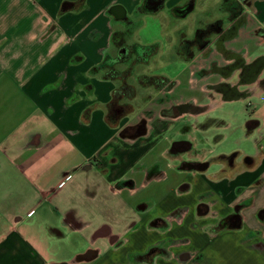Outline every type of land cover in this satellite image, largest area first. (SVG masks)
<instances>
[{
	"label": "crops",
	"instance_id": "obj_1",
	"mask_svg": "<svg viewBox=\"0 0 264 264\" xmlns=\"http://www.w3.org/2000/svg\"><path fill=\"white\" fill-rule=\"evenodd\" d=\"M144 1L0 0V264H136L152 247L169 254L154 264H264V95L245 124L254 153L214 158L190 140L173 151L182 141L166 134L184 115L161 110L181 100L161 88L148 116L124 101L133 70L116 41ZM197 1L225 2L194 0L190 14ZM245 11L240 38L252 43L264 0ZM114 103L126 109L112 118Z\"/></svg>",
	"mask_w": 264,
	"mask_h": 264
},
{
	"label": "flooded vegetation",
	"instance_id": "obj_2",
	"mask_svg": "<svg viewBox=\"0 0 264 264\" xmlns=\"http://www.w3.org/2000/svg\"><path fill=\"white\" fill-rule=\"evenodd\" d=\"M163 0H145L141 7L137 8L138 13H152ZM224 4V6H223ZM222 7L217 8L223 16L214 18L205 24H200L195 29L191 38L181 35L174 53L180 58L187 68L193 72V82L197 84L204 82L205 98L211 100V108L204 112L212 110L216 106V98L219 102L240 101L251 98L255 95H264V55L249 59L247 49L242 45L249 43L248 40L240 38L242 31L248 24V16L245 6H251L252 0H225ZM194 10V0H184L180 5L170 10L171 19H184ZM213 18V17H212ZM132 22L127 24L132 25ZM117 40V60L127 63L132 58L133 65H145L157 53V47L147 45L139 48L138 44L128 43L127 33ZM249 37L252 41L261 40L264 42V24L255 25ZM239 45L238 47H234ZM140 86H149L155 92L159 89H166L169 93L173 83L156 76L142 75L139 77ZM207 93V94H206ZM126 107L118 106L114 103L111 106V117H117L116 114L122 113ZM192 109L199 110L192 101L182 102L170 106L168 109L161 110L163 116L185 115ZM196 113V112H194ZM199 113V112H198ZM147 119L142 117L138 123L131 127L132 133L141 134L144 131ZM254 122L247 121L246 126L250 127ZM191 142H181L172 146L173 151L191 149ZM208 163L200 164L206 166ZM196 210L204 215H209L212 206L207 202H200ZM232 218L230 222L234 221ZM158 221V220H157ZM160 221V220H159ZM161 224L164 223L161 221ZM168 257V252L163 248H149L143 254L137 255L134 260L136 264H154L155 257ZM186 255L182 254V257Z\"/></svg>",
	"mask_w": 264,
	"mask_h": 264
},
{
	"label": "rangeland",
	"instance_id": "obj_3",
	"mask_svg": "<svg viewBox=\"0 0 264 264\" xmlns=\"http://www.w3.org/2000/svg\"><path fill=\"white\" fill-rule=\"evenodd\" d=\"M213 2L197 1L193 14L184 19H171L168 10L160 12L158 16L136 13L131 17L132 25L128 26L126 31L127 42L136 43L139 48L154 45L157 47V54L145 65H133L132 60L127 62L125 67L133 70L128 77V85L135 90V99L133 102L124 101L131 105L130 111L134 114L141 110V114L148 116V112H151L152 106L148 109L147 106L144 107L143 102L159 93L156 94L152 87L142 88L138 83L139 75L144 70V75L161 77L173 83L172 91L165 95L160 93L159 99H164L168 103L176 102L175 100H181L180 103L192 101L199 108L192 109L169 126L166 136L171 142L190 140L198 151L210 149V156L214 158L217 155H230L234 152L254 153L258 142L253 137H245V124L257 113L259 104L257 99L251 97L221 103L220 99L216 98V106L204 112L205 109L211 108V100L205 98L207 90L204 88V82L194 84L193 72L174 53L181 35L191 38L200 24L223 16ZM119 28V25H115V29ZM255 42L242 45L249 46L247 51L250 57L264 54V42L261 40Z\"/></svg>",
	"mask_w": 264,
	"mask_h": 264
},
{
	"label": "built area",
	"instance_id": "obj_4",
	"mask_svg": "<svg viewBox=\"0 0 264 264\" xmlns=\"http://www.w3.org/2000/svg\"><path fill=\"white\" fill-rule=\"evenodd\" d=\"M68 178V177H67Z\"/></svg>",
	"mask_w": 264,
	"mask_h": 264
}]
</instances>
